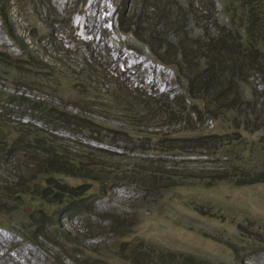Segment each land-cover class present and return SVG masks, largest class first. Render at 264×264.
I'll return each mask as SVG.
<instances>
[{"label": "trees", "instance_id": "1", "mask_svg": "<svg viewBox=\"0 0 264 264\" xmlns=\"http://www.w3.org/2000/svg\"><path fill=\"white\" fill-rule=\"evenodd\" d=\"M45 1L42 9L49 24L42 29L30 26L25 37L28 42L7 29L18 55L8 58L0 52L3 75L14 78L12 92L0 88V210L8 215L24 214L18 206L25 204V197L36 198L41 193L44 205L55 207L50 212L37 208L30 216L23 215L29 222L20 226L23 239L38 244L36 236H24L26 229H34L38 237L55 245L50 238L46 240L44 231L57 224L55 232L62 240L57 244L59 251L72 264H82L65 248L72 243V234L59 228V219L96 217L93 201L119 183L134 185L144 198L167 202L160 194L172 189L174 175H178L173 170L190 169L195 163L181 160L187 154L214 160L227 153L228 168L240 162L238 170L255 177L258 164L250 157L242 161V155L236 153L238 138L227 139V131L221 132L224 126L207 131L202 125L205 120L215 123L225 118L226 129L234 132L257 112L264 117V89L257 92L250 87L254 76L264 84V12L258 0H218L226 6L217 13L213 0H193L184 12L181 3L174 0H113L118 31L131 34L160 65L174 72L187 97L199 102L190 106L182 99L178 102L177 96L168 101L137 94L136 88L110 73L108 62L75 42L70 27L73 12L59 15L51 11L49 0ZM0 3V20L6 27L9 9L15 6L19 12L23 1ZM170 8L176 11L175 16ZM189 13L198 19L181 26L180 21ZM218 13L226 20L223 25L217 23ZM195 23L197 33H186L188 25ZM64 33L74 47L63 45L58 38ZM128 129L145 134L149 140L150 133L160 134L151 156L145 154L143 144L130 149L132 152L123 149L120 153L83 143L91 139L101 144L108 139L114 146L113 140H125ZM96 135L101 139L93 137ZM208 167H200L198 173ZM62 174L91 180L94 186H69L57 179ZM197 175V180L206 178L204 173ZM222 175L215 172L211 176H216L214 183ZM189 258H169L168 262L198 264ZM155 260L140 257L135 264H161Z\"/></svg>", "mask_w": 264, "mask_h": 264}, {"label": "rangeland", "instance_id": "2", "mask_svg": "<svg viewBox=\"0 0 264 264\" xmlns=\"http://www.w3.org/2000/svg\"><path fill=\"white\" fill-rule=\"evenodd\" d=\"M21 1L23 3L19 5V12L15 6L9 9L6 27L0 20V52L5 53L8 58H15L18 50L8 38L7 29L15 31L19 38L26 40V32L30 26L36 25L42 29L49 24L42 9L45 0ZM192 1L173 2L181 3L184 12L186 4L192 5ZM49 2L51 11L59 15L73 12L70 27L75 42L88 46L94 56L108 62L110 73L115 72L120 81L125 80L126 84L136 88L137 94L168 101L177 96L180 97L178 102L182 99L187 106L199 103L187 97L174 72L160 65L146 46L136 41L131 34L124 35L118 31L113 0ZM213 3L216 13L226 6H222L218 0H213ZM257 3L264 12V0H258ZM193 8L196 9L195 6ZM171 9L168 10L175 16L176 11ZM218 14L217 23L223 25L226 20L221 13ZM193 19H198L197 15L186 14L179 20L180 25L184 27L183 23ZM199 22L201 26L206 25L204 21ZM195 27L196 23L191 26L189 24L185 29L186 33L195 35ZM207 30L211 31L208 25ZM58 38L63 45L67 44L70 48L75 46L69 42L66 33ZM172 39L174 37L170 38ZM3 68L0 66V88L4 92H12L11 83L14 78L8 74L3 75ZM263 86L259 78L251 77L250 87L253 90L262 91ZM200 108L202 111V107ZM260 114L261 112H257L252 115L248 124L240 126L234 132L226 129L225 118H218L216 124L205 120L202 125L207 131L212 127L224 126L221 132L227 131V139L238 138L240 144L236 153L242 155V161L250 157L254 165L258 164L255 177L247 175L248 171L243 169L239 171L237 165L240 162L232 163L233 167L228 168L231 162H228L230 157L227 153L219 154L214 160L187 154L181 160H194L191 162L195 163L190 165V169L179 167L173 170L178 175H174L172 189L160 194V198L167 202L144 198L134 185L119 183L93 201L96 217L82 215L70 220L67 216L59 219V228L72 234V243L65 245V248L81 260L82 264H135L136 258L140 257L158 259L161 264H169V258L181 257H190L198 264H234V261L237 264H264V117L260 118ZM24 121L26 120L21 119V122ZM35 124L39 125L37 122ZM115 125L118 126L116 123ZM149 135L151 140L141 132L128 129L125 140H113L114 146L109 145L108 139H104L105 143L101 144L91 139L83 143L94 149L107 148L120 153L123 149L132 152L130 149L143 144L145 154L151 156L160 134ZM237 143L238 140L235 144ZM93 153L97 152L94 150ZM193 167L197 169L191 170ZM200 167H208L210 173L206 174L207 170L203 169L201 172L206 178L197 180V174L203 175L198 173ZM215 172L223 175L220 181L214 183L216 176H211ZM251 178L254 179L253 183L243 184V180ZM57 179L73 187L94 186L91 180L68 177L65 174L57 176ZM41 197L42 193L36 198L34 195L26 196L25 204L17 205L24 214L16 212L8 215L0 210V235L7 240L0 245V264H72L57 247L62 241L58 238L59 233L57 235L55 232L57 224L44 231L46 240L50 238L55 245L38 237L34 229H26L24 236H36L39 245L27 242L19 234L20 226L29 224L23 220V215L30 216L37 208L48 212L55 209L54 206L44 205L46 199Z\"/></svg>", "mask_w": 264, "mask_h": 264}, {"label": "bare ground", "instance_id": "3", "mask_svg": "<svg viewBox=\"0 0 264 264\" xmlns=\"http://www.w3.org/2000/svg\"><path fill=\"white\" fill-rule=\"evenodd\" d=\"M188 79V78H187ZM88 88V87H87ZM216 95V94H215ZM191 99V98H190ZM216 104V103H215ZM107 111V110H106ZM109 111H110V109H109ZM157 129V128H156ZM150 136V135H149ZM191 148V147H190ZM132 154V153H131ZM154 199V198H153ZM5 241H7L6 240V238L4 237V236H2V235H0V245L3 243V242H5ZM17 251H18V249H17ZM26 252V251H25Z\"/></svg>", "mask_w": 264, "mask_h": 264}]
</instances>
